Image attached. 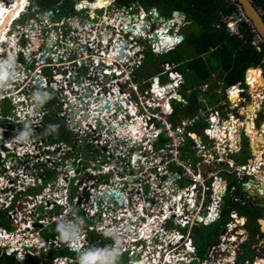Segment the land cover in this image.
Masks as SVG:
<instances>
[{"label":"built area","instance_id":"built-area-1","mask_svg":"<svg viewBox=\"0 0 264 264\" xmlns=\"http://www.w3.org/2000/svg\"><path fill=\"white\" fill-rule=\"evenodd\" d=\"M23 1L0 0L6 10L15 2L18 6L6 24L1 20L7 11L1 17L0 8L4 27L0 33V120H5L0 124V210L10 226L8 231L0 227V239L10 238L3 253L11 250L21 260L61 251L52 264H67L71 254L78 263L88 264L90 256L80 258L75 252L88 248L111 253L109 264H117L111 257L124 253L127 264L232 262L231 256L223 254L233 241L225 231L216 243L207 245L203 258L197 255L192 238L182 241L186 228L193 232L195 226L212 224L223 210V187L216 177L208 183L204 175L197 134L192 137L193 153L186 149L190 127L205 117V111L176 115V104L186 100L179 94L182 79L172 63L160 64L159 73L143 74L149 54L166 52L179 42L184 16L173 11L171 16L157 17L151 7L141 10L144 18L155 20L152 25L124 32L129 39L142 35V42L120 40L113 46L108 45L113 36L105 26H72L63 19L33 22V28L15 24L23 15ZM228 2L234 9L219 10L214 26L244 42L248 36L250 45L264 56V38L241 4ZM36 36L40 39L34 41ZM79 68L83 71L80 83L69 87ZM94 71L113 92L122 88L131 95L136 111L124 124L131 130L114 129L109 140L105 134L86 136L79 116H67V138L49 132L42 99L47 96L54 101L57 117L65 115L67 102L91 82L87 78ZM171 95L177 101L168 106L162 99ZM6 98L12 108L11 114L3 116L1 103ZM226 226L231 228V223ZM101 243L104 247L98 248Z\"/></svg>","mask_w":264,"mask_h":264},{"label":"flooded vegetation","instance_id":"flooded-vegetation-1","mask_svg":"<svg viewBox=\"0 0 264 264\" xmlns=\"http://www.w3.org/2000/svg\"><path fill=\"white\" fill-rule=\"evenodd\" d=\"M38 4V0L23 1V15L15 24H30V28H33V22L54 23L63 19L67 25L72 26H105L113 36L108 45L113 46L120 40H125L126 43H141L142 35L133 34V38L129 39L124 29L146 30V27L155 21L150 16L144 18L140 11L148 10L149 7L141 5L138 1L125 4L119 3L118 0H58L52 8ZM154 8L160 17L161 12ZM74 17L76 22H72ZM117 29L123 38L116 36ZM39 39L40 36L33 38L34 41ZM263 66L264 59L258 67L262 80ZM79 71L80 74L69 82V87L72 83H80L82 68H79ZM93 74L87 78L91 82L67 102L63 116H56L57 112L52 109L53 100L46 99L47 96L42 99V105L47 107L45 118L53 119L52 126L46 127L49 132L56 133L61 139L67 138V116H79V123L83 125L86 136L90 132L105 134V138L109 140L114 129L124 132L131 130L132 126L124 125L133 115L131 112L136 111L131 95L126 94L122 88L113 92L99 81L95 71ZM237 82L238 84H235ZM111 83L110 87H114L115 82ZM253 83H250L244 72L242 79L219 87L216 106H201L205 111V117L200 122V141L205 159L204 175L207 176L208 183L216 177L218 184L223 187L220 191L222 205L225 203L224 198L228 197V203L232 206L217 235L218 237L225 231L233 239L232 246L223 252L225 256L233 258L228 264H264V84L257 86V82ZM96 85L100 86V90H95ZM253 85L255 87L251 89ZM204 101L205 104L213 101L211 90L206 93ZM104 113L107 116H104ZM134 115L140 117L136 112ZM222 212L223 210L217 221H220ZM227 223H231V228L226 226ZM187 238H195L189 228H186L182 241ZM217 241L218 239H215L211 244ZM205 256L208 257V251ZM159 257L163 259L162 255ZM38 262L37 259L29 257L26 264Z\"/></svg>","mask_w":264,"mask_h":264},{"label":"trees","instance_id":"trees-1","mask_svg":"<svg viewBox=\"0 0 264 264\" xmlns=\"http://www.w3.org/2000/svg\"><path fill=\"white\" fill-rule=\"evenodd\" d=\"M57 1L38 0V5L45 8H52ZM133 1H138L145 7L154 6L166 16L173 10L183 11L186 14L187 20L197 25L198 33L190 32L184 36V42L193 45L196 53L195 57L185 63L186 69L195 77L196 85L209 78L207 65L203 62L200 54L207 52L210 47H214L212 53L218 56V68L226 70L225 78L229 82L242 79L247 67H256L260 64L262 55L252 48L248 37V40L244 42L235 36H229L223 28L218 29L214 26L218 18L217 13L219 10L232 11L234 9V5L228 2V0H118L119 3L125 4ZM252 2L261 9L264 20V0H252ZM174 51L168 52V55H173ZM179 69L186 75L185 68L179 67ZM258 73V68L250 69L247 77L250 83L254 81L253 84L257 82L258 85H263L264 80L261 79ZM253 87L254 85L251 89ZM184 95L188 99V104L183 109L176 108V114L180 112L190 115L197 108V103L195 102L196 91H192L190 95L184 92ZM52 120L51 117L45 118L47 128L52 126ZM228 211L229 209H223L220 221L204 226V230L206 229L204 234L199 233V229L202 227H194V243L200 256L204 255L207 245L217 239V235L220 233L222 224L226 220ZM203 238L204 240L202 241ZM4 258L6 259V264H19L12 257L8 256Z\"/></svg>","mask_w":264,"mask_h":264},{"label":"rangeland","instance_id":"rangeland-1","mask_svg":"<svg viewBox=\"0 0 264 264\" xmlns=\"http://www.w3.org/2000/svg\"><path fill=\"white\" fill-rule=\"evenodd\" d=\"M1 16H3L2 13H1ZM178 31L180 34L185 36L187 33H190V32L198 33L199 30H198L197 25L189 22L186 25L180 27V30H178ZM174 50L175 51H174L173 55H171V56L168 54H163L160 56H157L154 54H149L146 58L147 64L145 65V67L143 69L144 76L147 77V76H150L151 74L159 73L161 70V68L159 67V63L163 62L164 60L173 61V62H175V64H179V67L186 69V64H185L186 61L195 56V50L193 48V45L184 42L183 44H179ZM204 59L206 61V64L208 66V71L210 72V74H212V75L215 74L217 72V69L219 66L218 56L215 55L214 53H208L204 56ZM263 68H264V66H263ZM184 77L185 78H184V82L182 84V88L187 94L190 95L192 90L196 87V79L188 69H186V75H184ZM170 97H168L169 100H170ZM8 101H9V99L6 98L1 103V108H2L1 114L3 116L11 114L10 110H11L12 106H11V104H9ZM173 102H174V100L172 99L171 104ZM4 122H5V120H4V118H2V120H0V124H4ZM190 130H196L199 134L202 133L201 129H199L198 127L193 129V126H192V127H190ZM203 138H205V137L203 136ZM186 142L188 145V150L190 151L189 146L191 144V139L188 138V136H186ZM228 200H229L228 197L224 198L225 203L222 205V209H230L232 207L229 205ZM8 224H9V220L6 217L5 212L0 210V226H8ZM198 227H202V226H198ZM205 231H206V229L204 230V227L199 229V233H201V234H204ZM203 240H204V238L202 239V241ZM108 254H111V253H103V252L98 250V251H89L86 256L91 257L88 260V263H89V261L91 262V260H92V261H96L97 264H103L105 262L110 261V257L107 256ZM106 257H108V259ZM113 259L118 264H127L128 263L126 261L127 256L125 253L122 255H119V256L114 255ZM104 260H106V261H104ZM0 264H6V259L3 258V256L0 257Z\"/></svg>","mask_w":264,"mask_h":264},{"label":"clouds","instance_id":"clouds-1","mask_svg":"<svg viewBox=\"0 0 264 264\" xmlns=\"http://www.w3.org/2000/svg\"><path fill=\"white\" fill-rule=\"evenodd\" d=\"M153 8V9H155L154 8V6H149V8ZM258 7V6H257ZM173 11H177V12H179V13H181V15H183L184 16V24H182V25H180V27H182V26H184V25H186L187 23H189V21L187 20V18H186V14H185V12H184V14L182 13L183 11H179V10H173ZM172 11V12H173ZM155 12L157 13V14H155L157 17H159V13H158V11L157 10H155ZM172 12L169 14V15H167V16H171L172 15ZM165 15L164 14H160V17H164ZM178 37H180V36H182V38L179 40V42H177V43H175L174 45H173V47H171L169 50H167L166 52H162V53H160V54H158L157 56H160V55H163V54H168V52H170V51H172V50H174L179 44H182L183 42H184V36L182 35V34H180L179 33V31H178ZM230 36V35H229ZM248 37V36H247ZM250 43V42H249ZM253 48V47H252ZM254 49V48H253ZM255 50V49H254ZM214 51V47H210L209 49H208V51L207 52H205V53H202V54H200V57L202 58V60H203V62L206 64V61H205V59H204V56L206 55V54H208V53H212ZM256 51V50H255ZM257 52V51H256ZM257 53H259V54H261L262 55V53L261 52H257ZM195 56H196V53H195ZM194 56V57H195ZM193 58V57H192ZM191 59V58H190ZM264 59V56L262 55V59H261V61H260V64H258L256 67H253V66H249V67H247L246 69H245V75H246V71L248 70V69H250V68H252V69H257L260 65H261V62H262V60ZM189 60V59H188ZM187 60V61H188ZM164 61H167V62H169V63H172L173 64V69L181 76L180 78L182 79V81H181V85H180V87H179V94L182 96V98L183 99H185L186 100V103H184L183 105H181V103H177L176 104V106H175V113H176V108H181V109H183V108H185L186 106L185 105H187L188 104V99H187V97L184 95V90H183V88H182V84H183V82H184V74H183V72L179 69V64H175V62H173V61H168V60H164ZM163 61V62H164ZM186 61V62H187ZM163 62H161V63H159V67H160V64H163ZM207 65V64H206ZM161 68V67H160ZM207 68H208V66H207ZM161 70H162V68H161ZM160 70V71H161ZM209 72V71H208ZM226 70H223V69H217V72L215 73V74H210V72H209V78L206 80V81H204V82H202V83H200V84H197L196 85V87L192 90V91H196V95H195V102L197 103V108L194 110V112L192 113V114H190V115H188V114H182V113H180V112H178L177 114L178 115H183V116H191V115H193L194 113H196L197 111H198V109H202V107L201 106H216V98H217V93H218V89H219V87L220 86H222L221 84H220V81H223V85L226 83L227 85H229V84H232L233 82H229V81H227L226 80V78H225V75H226ZM164 76H167V75H164ZM243 76H244V74H243ZM167 80L172 84V86H174L173 85V82H172V79H168L167 78ZM240 80V79H239ZM238 81V80H237ZM174 82H175V80H174ZM236 82V81H235ZM233 86V85H232ZM211 90V94H212V97H213V101H210L208 104H205V101H204V98H205V96H206V93L208 92V91H210ZM186 93V92H185ZM176 114V115H177ZM200 122H201V120L199 121V122H197L194 126H193V129H195V128H199L200 129ZM194 133L195 134H197L199 137H200V134L196 131V130H191V133H190V135L188 136V138H190L191 139V144H190V146H189V148H190V151H191V154L193 153V151L194 150H192L191 149V145L193 144V141H192V137L193 136H191V134H193L194 135ZM186 149H188V145H187V142H186ZM1 228H5V229H7V231L9 230V228L8 227H10L9 226V224H8V226H0ZM195 227H198V226H195ZM9 234H10V232H9ZM193 234H194V228H193ZM194 236H195V234H194ZM7 240H10V238L9 237H4V238H2V239H0V242H1V245H0V257L1 256H3V258L4 257H12L16 262H18L19 264H26V261H27V259L29 258V257H33V258H35V259H37L39 262H38V264L41 262V264H52L53 263V261H52V259H53V257L54 256H56V255H58V254H60V252L61 251H59V252H56V253H49V255H35V256H26L25 258H23V259H21V260H18L17 258H16V254H15V252H13V251H9L10 253L9 254H5V253H3L4 252V249H6L7 247H8V241ZM193 243H194V240H193ZM102 245H104L103 243H101V244H99L98 245V248H101L102 247ZM194 245H195V243H194ZM195 247H196V245H195ZM104 249V248H103ZM196 249H197V247H196ZM89 251H91L89 248L85 251V252H79V251H75L76 252V255H77V257L79 256L80 258H83L84 256H86L87 255V253L89 252ZM106 251V250H105ZM103 253H105V252H103ZM197 255L198 256H200L199 254H198V251H197ZM108 257H110L109 256V254L107 255ZM119 256V255H118ZM204 256V255H203ZM203 256H200L201 258H203ZM105 257V256H104ZM108 257H106L107 259H108ZM69 258H71V259H73V261H69L68 259ZM69 258L65 261L67 264H80V263H78V261H76L74 258H73V256H72V254L69 256ZM114 257H111V259H113ZM100 259V258H99ZM114 260V259H113ZM104 261H106V260H104ZM97 264V262L96 261H92L91 260V262L89 261V263L88 264ZM103 264H109V262H105V263H103ZM118 264V263H117Z\"/></svg>","mask_w":264,"mask_h":264},{"label":"water","instance_id":"water-1","mask_svg":"<svg viewBox=\"0 0 264 264\" xmlns=\"http://www.w3.org/2000/svg\"><path fill=\"white\" fill-rule=\"evenodd\" d=\"M236 2H239L245 12V14L250 18V20L253 22L256 30L261 34V36L264 38V20L262 17L261 9L257 6H255L252 2V0H235ZM184 14V12H182ZM155 14H157L155 12ZM165 31V30H164ZM182 36L178 37L180 40ZM107 106V104L105 105ZM193 136V134H191ZM76 240V238H75Z\"/></svg>","mask_w":264,"mask_h":264},{"label":"bare ground","instance_id":"bare-ground-1","mask_svg":"<svg viewBox=\"0 0 264 264\" xmlns=\"http://www.w3.org/2000/svg\"><path fill=\"white\" fill-rule=\"evenodd\" d=\"M87 3V2H86ZM89 4V3H88ZM89 5H91V3L89 4ZM18 6H17V3L15 2L14 4H12V6H11V8H9L8 10H6V9H4L3 8V5H1L0 6V8H2L3 10H2V14L5 12V11H7L6 12V14H8V15H6V16H4V21L2 22V20H1V23L2 24H6L7 23V21L11 18V11H14V9H16ZM82 7V6H81ZM96 7V6H95ZM4 11V12H3ZM1 17H3V16H1ZM0 23V33H2V31H4V27L2 26V24ZM249 71V70H248ZM248 71H247V73H248ZM246 73V74H247ZM248 78V77H247ZM257 86H259V85H257ZM252 94V93H251ZM257 95H258V93H257ZM260 96V95H259ZM258 96V97H259ZM263 96V95H262ZM261 97V96H260ZM259 97V98H260ZM171 99H173L174 101H177V97L175 96V95H172L171 97H170ZM264 99V98H263ZM162 100H165L166 102H167V104H168V106L170 105V100H169V98H163ZM255 105V104H254ZM256 106V105H255ZM217 124V123H216ZM239 125V124H238ZM217 132V131H216ZM228 140V139H227ZM258 263V262H257Z\"/></svg>","mask_w":264,"mask_h":264},{"label":"crops","instance_id":"crops-1","mask_svg":"<svg viewBox=\"0 0 264 264\" xmlns=\"http://www.w3.org/2000/svg\"><path fill=\"white\" fill-rule=\"evenodd\" d=\"M250 69H252V68H250ZM250 69H248V70H250ZM247 70V71H248ZM247 71H246V73H247ZM248 74V73H247ZM247 74H246V77H247ZM170 101L172 102V99L170 98ZM171 102H170V105H171ZM175 102V101H174Z\"/></svg>","mask_w":264,"mask_h":264}]
</instances>
